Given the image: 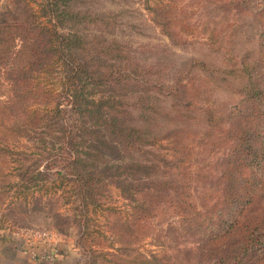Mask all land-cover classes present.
Listing matches in <instances>:
<instances>
[{"label":"rangeland","instance_id":"1","mask_svg":"<svg viewBox=\"0 0 264 264\" xmlns=\"http://www.w3.org/2000/svg\"><path fill=\"white\" fill-rule=\"evenodd\" d=\"M8 1L0 0V4ZM230 1L161 0L171 7L165 16L186 23V27H175L182 38L177 43L161 30L146 8L153 0H29L36 10L47 3L68 4L94 20L83 22L81 29L99 35V46H110L105 57L110 65L109 78L105 85L97 86V96L106 92L125 121L141 129L144 151L137 158L153 159L152 153L175 148L181 169L166 166L143 181L128 177L134 188L125 193L102 185L97 206H91V212L97 210L101 215L88 237L74 223L79 208L75 210L72 193L70 198L60 191L49 194L46 191L53 189L49 183L42 191H20L13 179L14 165L6 153H0V182L9 167L14 185L11 189L0 187V232L38 229L72 241L73 264H215L204 249H199L195 234L199 220L195 216L215 207V198L225 186L220 179L223 166L220 161L211 163V171L204 169L210 176L202 182L198 181V168L205 156L221 157L233 144H239V132L246 122L255 126L256 132H264V97L259 94L247 99L250 84L245 72L230 62V53L226 56L217 45L211 46L205 34L212 30L226 38L234 37L235 46L238 42L241 45L232 50L233 54L242 53L253 65L251 70L264 72V46L256 41L257 11L237 5L240 0ZM44 14L54 18L51 11ZM43 15L41 19L46 21ZM256 107L263 114L254 118L248 113ZM86 126L88 130L96 128L88 122ZM166 134H172V141L165 138ZM89 136L84 137L85 145ZM37 150L32 147L28 152ZM50 152L60 154V145H50ZM112 162L130 164V155L123 151ZM105 178L116 181L123 177ZM203 182H208L211 190H206ZM25 194L29 196L26 202L21 197ZM258 204L263 206L264 198L258 199ZM108 206L113 209L107 210L105 217L101 211Z\"/></svg>","mask_w":264,"mask_h":264},{"label":"trees","instance_id":"2","mask_svg":"<svg viewBox=\"0 0 264 264\" xmlns=\"http://www.w3.org/2000/svg\"><path fill=\"white\" fill-rule=\"evenodd\" d=\"M146 5L161 30L180 42L182 38L175 27H186L185 21L165 16L171 7L161 0ZM237 5L257 11L256 41L264 46V0H240ZM48 11L54 18L44 14ZM89 18L68 4L47 3L40 10L29 0L0 4V153H6L14 165L13 179L20 191H42L49 183L53 187L46 191L49 194L61 192L70 198L72 193L75 210L79 208L74 223L88 237L94 231L92 224L99 222L101 215L97 210L91 212V206H97L102 185L125 193L134 188L128 177L143 181L166 166L181 169L175 148L162 154L152 153L153 159L137 158L144 151L140 145L144 139L141 129L125 121V116L114 108L115 100L104 90V96H97V86L105 85L109 78L110 65L105 63V57L110 46H99V35L81 29L83 22H94ZM206 33L211 46L217 45L226 56L230 53V62L245 72L250 84L245 92L247 99L259 94L263 98L264 72L260 73L259 68L251 70L253 65L246 62L242 53L232 52L241 44L235 46L234 37L226 38L212 30ZM248 114L257 118L263 111L256 107ZM87 122L96 128L88 130ZM240 130L239 144H233L221 157L205 156L198 168V181L202 182L210 176L206 173L211 171V163L217 165L220 161L223 166L220 179L225 186L215 198V207L195 216L199 220L195 233L199 236V249H204L215 264L264 263V205L258 204V199L264 198V132H256L248 122ZM85 136L90 137L86 145ZM171 137L172 134L165 136ZM27 142L32 144L28 146ZM57 144L60 154H51L50 145ZM32 147L38 150L28 152ZM123 151L130 155V164L112 162ZM106 175L123 178L111 181ZM11 176L8 167L0 187L14 186ZM203 183L206 190H211L208 182ZM21 197L25 202L29 199L26 194ZM111 209L106 207L102 215L107 217L106 211Z\"/></svg>","mask_w":264,"mask_h":264},{"label":"crops","instance_id":"3","mask_svg":"<svg viewBox=\"0 0 264 264\" xmlns=\"http://www.w3.org/2000/svg\"><path fill=\"white\" fill-rule=\"evenodd\" d=\"M28 232H0V264H73L72 241L52 234L47 239H31Z\"/></svg>","mask_w":264,"mask_h":264},{"label":"built area","instance_id":"4","mask_svg":"<svg viewBox=\"0 0 264 264\" xmlns=\"http://www.w3.org/2000/svg\"><path fill=\"white\" fill-rule=\"evenodd\" d=\"M29 235L31 239H47L50 237V233L45 230H31L29 229Z\"/></svg>","mask_w":264,"mask_h":264}]
</instances>
